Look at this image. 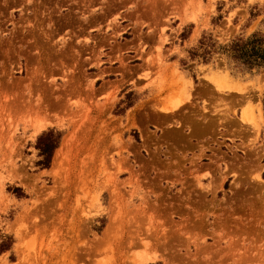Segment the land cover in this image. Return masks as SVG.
<instances>
[{"label": "rangeland", "instance_id": "1", "mask_svg": "<svg viewBox=\"0 0 264 264\" xmlns=\"http://www.w3.org/2000/svg\"><path fill=\"white\" fill-rule=\"evenodd\" d=\"M254 36L264 0H0V264H264Z\"/></svg>", "mask_w": 264, "mask_h": 264}, {"label": "trees", "instance_id": "2", "mask_svg": "<svg viewBox=\"0 0 264 264\" xmlns=\"http://www.w3.org/2000/svg\"><path fill=\"white\" fill-rule=\"evenodd\" d=\"M262 42H264V39L257 36H254L249 41L239 38L233 41L230 45L229 51L233 53L232 57L237 60L242 59V63L247 64L249 67L257 64V62H259L257 65H264V47L257 48V46H255V43H259L261 46ZM61 136V132L55 129H49L38 137L36 147L39 149L40 155L43 156V160L40 161L42 166L48 167L50 165L54 152L59 146ZM5 249V247H2L0 248V251Z\"/></svg>", "mask_w": 264, "mask_h": 264}, {"label": "bare ground", "instance_id": "3", "mask_svg": "<svg viewBox=\"0 0 264 264\" xmlns=\"http://www.w3.org/2000/svg\"><path fill=\"white\" fill-rule=\"evenodd\" d=\"M61 148V147H60ZM63 150H64V148H63ZM58 151H59V149H58ZM61 151V150H60ZM60 153V152H59ZM58 156V155H57ZM148 257V256H147Z\"/></svg>", "mask_w": 264, "mask_h": 264}]
</instances>
